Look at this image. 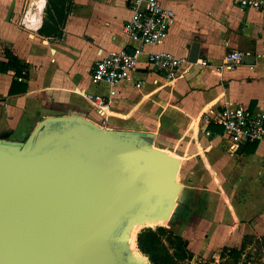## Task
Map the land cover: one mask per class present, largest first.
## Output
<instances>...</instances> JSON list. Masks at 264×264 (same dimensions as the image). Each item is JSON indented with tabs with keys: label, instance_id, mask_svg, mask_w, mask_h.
I'll list each match as a JSON object with an SVG mask.
<instances>
[{
	"label": "crops",
	"instance_id": "0c3cea01",
	"mask_svg": "<svg viewBox=\"0 0 264 264\" xmlns=\"http://www.w3.org/2000/svg\"><path fill=\"white\" fill-rule=\"evenodd\" d=\"M53 2L62 5L60 13L45 9L40 26L27 29L20 19L29 0H0V62L10 64L0 71V140L19 147L35 129L46 135L50 121L65 118L148 136L152 147L177 159L179 235L194 257L239 246L244 235L264 236V145L230 150L214 120L226 103L264 109V8L243 10L237 0H162L174 20L164 40L145 51L189 58L196 42L197 58L210 65L186 63L178 77L167 79L142 54L103 112L83 94L106 95V85L90 82L94 62L110 50L131 48L122 30L131 15L127 0ZM231 50L244 51L243 60L218 68ZM7 51L25 65L21 75ZM99 85L106 90L97 91Z\"/></svg>",
	"mask_w": 264,
	"mask_h": 264
},
{
	"label": "water",
	"instance_id": "95a60500",
	"mask_svg": "<svg viewBox=\"0 0 264 264\" xmlns=\"http://www.w3.org/2000/svg\"><path fill=\"white\" fill-rule=\"evenodd\" d=\"M197 55L195 42L189 61ZM57 121L49 122L46 135L35 129L19 147L0 140V264H118L105 240L112 219L125 211L126 200L127 210L142 204L130 223L168 219L179 191L177 159L152 147L148 136L118 134L80 118ZM70 121L78 123L81 140L98 147L100 160L113 162L112 180L101 161L82 163L71 148L43 149L53 126Z\"/></svg>",
	"mask_w": 264,
	"mask_h": 264
},
{
	"label": "built area",
	"instance_id": "2783aa9c",
	"mask_svg": "<svg viewBox=\"0 0 264 264\" xmlns=\"http://www.w3.org/2000/svg\"><path fill=\"white\" fill-rule=\"evenodd\" d=\"M37 0L30 2L21 15L20 24L27 29H37L42 22V9H37ZM131 11L130 17L124 22L122 30L131 43L133 54L127 49L110 50L97 59L90 73V82L108 87V93L84 92V97L99 111H106L113 102L118 85L124 81L131 70L138 64V57L146 54V60L153 70L162 73L167 79H175L181 74L186 64L207 66L210 62L197 58L194 62L187 57L177 56L168 50L145 51V47L155 45L164 40L174 20L175 12L162 0H127ZM35 4V5H34ZM240 9L264 8V0H237ZM29 6V5H28ZM37 13L38 19H32ZM244 51H227L218 64V68L233 69L244 58ZM140 81L135 83L136 87ZM222 128L230 150L237 149L244 143L264 145V109H251L226 103L214 119ZM208 122V120H207Z\"/></svg>",
	"mask_w": 264,
	"mask_h": 264
},
{
	"label": "rangeland",
	"instance_id": "374dc122",
	"mask_svg": "<svg viewBox=\"0 0 264 264\" xmlns=\"http://www.w3.org/2000/svg\"><path fill=\"white\" fill-rule=\"evenodd\" d=\"M32 1L33 0H29V2ZM35 1L36 0H34L33 2ZM44 5L43 15L45 14V9L48 10L49 8L47 0H45ZM31 7V4H29L28 8ZM96 90L103 92L104 90H106V88L99 85L97 86ZM53 129L54 130L50 131V134L46 137L49 141L44 145L43 149L46 150L52 145L55 146V148H61L63 150L71 148L72 152L70 153L75 155V157L82 163L91 162L97 164L101 161L108 167L105 176H108L110 178L109 180H112L113 176L116 173L113 162L108 159L100 160L97 153L98 147L90 145L79 138V135L81 134H79L80 128L77 122L70 121V123L55 124V126H53ZM70 144L73 145L74 148L70 147ZM39 150L40 148L35 149L32 151V153H30L39 154ZM79 166L80 165L77 166L78 171L81 170ZM178 180H180L181 182L184 181V179H182L180 175ZM186 183L188 186H190L191 180H186ZM113 187L114 189L117 188L116 185H113ZM188 188L192 191V188ZM141 205L142 204H140L139 206V203L136 201V204H133L131 209L127 210L128 200H126V202L123 203V207L126 208L125 211L122 212V214L116 215L109 225V232L107 233L105 240L110 247L112 255L116 257L118 264H130L128 261V256H131L133 260L139 262V264H150V262L148 261V256L139 251L137 247V234L144 227L155 228L157 225H159L157 223H161L174 234L179 235V223H177V221H179V206H175L174 204L175 207L173 206L171 208L170 214L167 217L168 221L166 222L154 221L153 219L143 217L141 219H135L130 223L132 217L131 213H134L139 207L141 208ZM163 237L165 238V235ZM125 241H127V243ZM125 244H127L128 246H125ZM235 247L238 248V246ZM230 248H233V246H231ZM169 249L170 252H174L173 248H171L170 246ZM221 249L222 247L219 249H215L214 251H212V253L206 252L202 256H193L192 263L200 261L201 263L209 262L210 264H264V249H261V247L259 246V242L253 241L250 243H246V246L244 247V249L240 250L238 256L235 252L228 251H226L222 256Z\"/></svg>",
	"mask_w": 264,
	"mask_h": 264
},
{
	"label": "trees",
	"instance_id": "16d2710c",
	"mask_svg": "<svg viewBox=\"0 0 264 264\" xmlns=\"http://www.w3.org/2000/svg\"><path fill=\"white\" fill-rule=\"evenodd\" d=\"M61 2L64 3L65 0H61ZM47 3L49 6L48 9L53 8L54 10H57V12L60 11L58 10L60 7L62 9V5L59 7L55 2H53V0H47ZM7 57L13 63V66L16 67L15 75H21L22 69L25 65L9 51H7ZM9 66L10 64L8 65L0 62V71H8L10 69ZM9 92H15L12 86L10 87ZM254 144L251 143V145ZM164 235L165 238L163 237ZM253 241L259 242L261 249H264V236L257 237L253 235H244L238 248L235 246H233V248L224 246L221 249V255L223 256L224 253L228 251L235 252L238 256L240 250L244 249L246 246V243ZM169 246L173 248L174 252H170ZM137 247L139 251L148 256L149 261L153 264H210L209 262L201 263L200 261L192 263L193 253L188 248L187 239H184L180 235L174 234L164 225H157L155 228H142L137 234Z\"/></svg>",
	"mask_w": 264,
	"mask_h": 264
},
{
	"label": "bare ground",
	"instance_id": "6f19581e",
	"mask_svg": "<svg viewBox=\"0 0 264 264\" xmlns=\"http://www.w3.org/2000/svg\"><path fill=\"white\" fill-rule=\"evenodd\" d=\"M34 1V0H33ZM44 3H45V0H37V2H36V4H37V9H42L43 8V6H44ZM30 4V3H29ZM37 14H35L34 16H33V18L32 19H38V15L36 16Z\"/></svg>",
	"mask_w": 264,
	"mask_h": 264
}]
</instances>
